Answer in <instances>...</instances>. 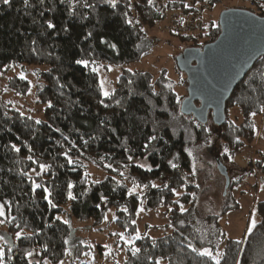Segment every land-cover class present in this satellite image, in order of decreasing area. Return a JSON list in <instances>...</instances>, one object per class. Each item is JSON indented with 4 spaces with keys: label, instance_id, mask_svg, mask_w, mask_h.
Segmentation results:
<instances>
[{
    "label": "trees",
    "instance_id": "1",
    "mask_svg": "<svg viewBox=\"0 0 264 264\" xmlns=\"http://www.w3.org/2000/svg\"><path fill=\"white\" fill-rule=\"evenodd\" d=\"M204 1L153 0L149 5L148 0H131V3L120 0L113 9L103 0H90L95 8H78L74 16L68 15L67 6L59 0H46L44 6L32 0L35 6L29 9L22 6L21 0H12L10 6L0 4V73L18 65L41 69L35 93L41 106L38 118L12 107L0 94V203L11 202L5 205V216L0 217L3 220L0 232L5 230L9 236L5 243L0 240L5 264H27L25 249L39 253L33 257L35 260L47 258L51 264H57L58 259H66L67 264L69 258L63 256L65 248L79 257L77 264L86 262L82 253L89 248L81 243L83 240H76L71 221L91 220L100 225L109 211L115 215L119 228L136 236V224L132 221L137 220L141 204L136 195H127L126 177L134 178L141 187L150 181L160 185L159 188H143L139 196L144 200V210H160L167 215L164 226L169 232L157 236L143 232L134 245L117 247L124 256L122 261L115 257V262L110 261L112 264L117 261L119 264H157V261L159 264H215L217 253H223L220 264H236L237 260L239 264H264V201L253 205L252 214L257 215V221L251 232L245 228L241 238H227L222 227L226 214L239 206L233 190L247 176L245 170L236 167V155L248 150L249 167H252L260 127L259 142L264 145V112L260 111L264 108V56L254 63L229 97L226 120L221 124L215 122L211 112L206 121L184 113L182 101L188 91L185 88L184 93L179 94L165 71L155 76L149 71L124 70L111 82L113 87L109 92L114 94L107 98L101 91L99 72L92 71V67L99 68L102 64L139 61L147 49L146 30L164 21L168 12L177 13V19L170 18L166 29L181 43L177 56L187 49L202 48L214 42L221 33L219 22L210 23L198 32L179 30L199 12L196 7L201 3L203 7ZM218 1L209 0V6ZM45 8L49 10L44 11ZM41 11H44L43 16ZM48 20L56 25L55 29H47L45 21ZM128 20L132 23H127ZM112 44L115 49L110 47ZM77 59H88L90 64L88 67L77 65ZM178 62L177 70L181 74ZM8 85L18 95H26L32 88L27 78L21 80L18 76L12 77ZM49 101L52 108L46 106ZM231 112L235 113L234 117ZM252 112L256 115H251ZM36 120L44 123L37 125ZM54 128L60 131H53ZM153 134L161 139L153 142L146 152L143 145ZM84 140L88 141L87 145ZM69 141L76 147L72 148ZM12 144L20 147L19 153L11 149ZM28 147L32 148V153ZM65 149H71L69 156L77 162L75 165L67 164L61 154ZM185 149L190 152L202 149L206 153L202 157L207 168H199ZM30 154L39 162L50 164V170L37 176L39 167L27 159ZM255 154L258 156L256 167L264 173V150L257 147ZM129 155L134 162L128 161ZM175 156L179 157L175 161L179 164L176 170L168 164ZM138 163L150 165L153 170L145 171L136 166ZM219 163L227 170L229 182L218 169ZM108 164L112 167H105ZM193 164L195 174H192ZM214 164L225 181L223 201L219 205L212 203V210L199 217V202L212 189ZM88 165L104 171L103 178L88 175L85 179ZM121 171L125 176L120 175ZM22 172L49 187L50 199L58 206H48L42 188L33 193L31 181ZM184 174L186 179H181ZM69 182L74 185L71 189L74 200L67 196ZM164 184L169 187H163ZM173 188L179 196L172 194L170 189ZM101 194L107 197V202L101 201ZM177 200L184 204L185 213L181 214ZM122 207H127L128 212H123ZM56 216L61 220H56ZM11 217L16 219L9 222ZM65 219L68 224L62 222ZM21 229L28 238L16 240L15 233ZM64 240L69 243L65 245ZM9 243L16 245L11 252ZM189 243L197 249L208 248L213 258L198 256ZM44 245L48 247L47 252L43 251ZM132 246L140 249L136 256L131 253ZM99 249V254L103 255ZM9 256L12 259H8Z\"/></svg>",
    "mask_w": 264,
    "mask_h": 264
},
{
    "label": "rangeland",
    "instance_id": "2",
    "mask_svg": "<svg viewBox=\"0 0 264 264\" xmlns=\"http://www.w3.org/2000/svg\"><path fill=\"white\" fill-rule=\"evenodd\" d=\"M248 3L249 0H219L211 7L209 6V0H205L203 2V6L206 5L204 9H201L202 3L198 4L196 7L199 12H202V17L199 22H202V27H207L213 22L217 24L220 14L225 9L241 8L247 10L249 7ZM170 18L176 20L177 13L168 12L164 21L157 23L154 28H148L146 30L145 45L147 49L139 61L123 65L102 64L99 66L100 80L106 81L104 85L106 90L111 91L113 87L111 82H115L122 71L143 70L149 71L155 76L165 71L167 77L173 80L176 91L179 94L184 93V90H186L188 86V83L186 85V75L183 73L180 74L177 70V62L180 58L177 55L180 52L179 48L181 43L177 38L166 32V29L170 26ZM181 27L182 26H180V28ZM196 32H198V30ZM40 70L41 69L35 66L18 65L0 75L1 96L10 103L12 107L36 118L39 117L41 111V106H39L35 96L37 84L39 82L38 73ZM21 74L32 84L31 90L26 95L16 94L8 85L12 77H20ZM234 115L235 113L231 112V116L234 117ZM261 128L262 127H260L258 131V138L255 141L256 147H254L252 155V167H249L251 157L248 150L241 152V154L239 153L235 158L236 167L245 170L247 176H245L242 183L233 190L236 202L239 203L238 208L226 214L222 219V227L227 238H241L240 235L245 231V228L249 229L251 227L252 219L254 218L255 221H257V215L252 214L253 205L256 201H264V173L261 172L255 164V160L258 158L255 154L256 148L258 147V149L264 150L263 143L259 142ZM191 153L199 168H207L204 163L205 159L202 157V155L205 156L206 153L202 149H196ZM213 168H215L216 172H214L215 175L211 183L212 189L209 191V194L202 196L199 202L197 212L199 217H203L205 211L209 212L212 210V203L219 205L220 201H223L225 181L223 176L220 175V171L219 173L217 172V165L214 164ZM250 169L253 170V173H248ZM87 172L89 175L98 178H103L105 174L104 171L99 170L93 165H88ZM131 181L132 180L129 178L125 179L128 188L133 187ZM136 193L142 195L139 189H136ZM217 201L218 203H216ZM106 217L107 219L100 225L94 224L91 220L73 219L71 221L76 240H83L85 245L91 244L93 246L89 248L88 253H90L91 257L95 258L94 264H112L110 261L112 260L115 262L116 259L122 261L124 255L119 253L122 250L117 247H122V245L130 247L131 245H126L124 241L120 239L119 235H113V233H123L124 236L129 239L135 237L117 226L114 220L115 215H113L111 211L108 212ZM64 218L68 219L66 216H64ZM167 220V215L160 212V210H139L137 220L135 221L136 229L139 234L144 232L154 236L162 235L169 232V229L164 226ZM1 233L3 234V242L5 243L9 238L8 233L5 230H1L0 235ZM105 244L109 245L111 248V254L109 255H105L108 252V249L104 247ZM99 248L103 251V255L99 254ZM115 257L117 258L115 259ZM84 258L86 261L90 259L89 256H85Z\"/></svg>",
    "mask_w": 264,
    "mask_h": 264
},
{
    "label": "water",
    "instance_id": "3",
    "mask_svg": "<svg viewBox=\"0 0 264 264\" xmlns=\"http://www.w3.org/2000/svg\"><path fill=\"white\" fill-rule=\"evenodd\" d=\"M219 23L221 33L214 42L185 50L178 64L188 81V96L181 110L200 121H206L211 112L215 122L221 124L226 120L229 97L264 56V16L248 9H225ZM218 169L229 182L221 163Z\"/></svg>",
    "mask_w": 264,
    "mask_h": 264
},
{
    "label": "snow or ice",
    "instance_id": "4",
    "mask_svg": "<svg viewBox=\"0 0 264 264\" xmlns=\"http://www.w3.org/2000/svg\"><path fill=\"white\" fill-rule=\"evenodd\" d=\"M21 2H22V6L25 9H29V8H32V7L35 6L32 3V0H21ZM36 2L39 5L44 6L45 3H46V0H36ZM103 2L105 4H107L108 6H110L111 8L115 9L117 7L118 3L120 2V0H103ZM11 3H12V0H0V4H3V5H9L10 6ZM59 3L62 4V5H66L67 6V10H68V15L69 16L76 15L78 8H86V9H94L95 8V4L91 3L90 0H59ZM129 3H131V0H129ZM152 3H153V0H148V4L149 5H151ZM184 6L185 7H189V5H187V4H185ZM48 10L49 9H47V8L44 9V11H48ZM44 11L40 12L41 16L44 15ZM125 15H127V14L125 13ZM84 18H86V17H84ZM45 23H46L47 29H55L56 28V25L51 20L45 21ZM127 23L131 24L132 21L128 20ZM64 30L67 31V28H65ZM89 35H91V33H89ZM32 43L35 44L36 41L33 40ZM110 47L115 49L116 46L114 44H112V45H110ZM33 51H35L34 48H33ZM75 63L77 65H82L84 67H88L89 64H90V61L88 59H77L75 61ZM91 63L94 65L95 61H91ZM109 70H111V69H109ZM92 71L95 72V73H98L99 72V68L94 66V67H92ZM0 75H2V73H0ZM20 79L23 80V79H26V77L23 74H21L20 75ZM105 84H106V81L102 80L100 82L101 91H102L103 95L107 98L111 94H114V93H110L108 90H106L105 87H104ZM61 87H63V85H61ZM168 87H171V85H168ZM101 103H103V101H101ZM46 106L48 108H52L53 104L51 103V101H49ZM104 106L108 107L107 104H105ZM260 111L264 112V108H261ZM251 115L255 116L256 112H252ZM21 116H23V113H21ZM28 119H31V117H28ZM35 123L37 125H39V124L44 123V122L41 121V120H36ZM49 127H51V125H49ZM53 131L59 132L60 129L54 128ZM153 132L155 133V127L153 128ZM64 139L68 140V137L65 136ZM81 139H83V137H81ZM159 139H161V137H159L157 134L151 135L148 138V142L143 145L144 150L146 152H148L149 149L153 146V142L158 141ZM69 143H71L72 148L76 147L74 142L69 141ZM87 143H88V141L84 140V144L87 145ZM165 143H167V141H165ZM25 146H27V145H25ZM60 146L63 148V145H60ZM10 147L16 153H19L20 150H21L20 147H18L16 144H12ZM153 150H155V149L153 148ZM28 151H29V153H32V148L28 147ZM70 151H71V149H65L61 154L65 157L66 162H67L68 165H75L77 162L75 160H73V158L71 156H69V152ZM185 151H188V150L185 149ZM188 155L191 156L192 153L190 151H188ZM27 159L29 161H31L33 164H37L38 165L39 172H36L35 168L32 169L33 172H36L37 176H42L44 173L48 172L50 170V168L52 167L50 164L39 162L31 154L27 156ZM127 159H128L129 162H134V159H133L132 155H129L127 157ZM145 159H147V157H145ZM178 159H179V157L175 156V157H173V159L168 161V164L174 170L179 168V164L177 162H175V161H178ZM136 166L139 167V168H142V169H144L145 171H148V172H151L153 170L150 165L143 164V163H138ZM61 167H63V165H61ZM105 167L111 168L112 166H111V164H108V165H105ZM124 167L126 168L127 165H124ZM192 169H193L192 174H195V165L194 164L192 165ZM113 171H116V169H113ZM21 174L27 176V179L29 181H31L32 192L33 193H35V191L37 189H40V188L43 189V192L45 193L44 199L47 201V204H48V206L50 208H56L58 206L56 203L53 202L52 199H50V197L52 196V192L50 191L49 187L44 186L43 183H37L36 180H34L32 178V176L30 174H28L27 172H22ZM84 175H85V179H87L89 174L86 172ZM120 175L121 176H125V172L121 171ZM181 179H186V174L182 175ZM131 182L133 184V187L129 188L127 190V195L129 197L136 195L137 198L140 200V204H141L140 211H143L142 205L144 203V200L140 199L139 194L136 193V189L140 188L141 192H143V188H148L149 186L151 188H159L160 185H158L155 182H151L150 181L149 184H145V185H143L141 187V185L134 178L132 179ZM95 183H99V181H95ZM116 183H117L118 186H121L119 181H117ZM67 187L69 189L68 194H67L68 199H70V200L76 199V197L73 196V194L71 192V189L74 187L73 183L69 182ZM163 187L168 188L169 185L168 184H164ZM170 190H171L173 195L179 196V193L176 191V189L173 188V189H170ZM191 195H192V199L195 200L196 199L195 194L193 193ZM100 199H101V201L107 202V197L104 196L103 194H101ZM10 203H11L10 201H4L3 203H0V217H4L5 216V205H10ZM175 203L179 204V208H180L181 214H183V213H185L187 211V209L185 208L184 204L180 203L179 200L175 201ZM121 210L123 212H125V213L128 212V208L127 207H122ZM169 210H171V209H169ZM15 219H16L15 217H11L9 219V222L14 221ZM55 219L56 220H61V217L60 216H56ZM105 219H107V217H105ZM62 222L64 224H68L69 223V221L66 220V219L62 220ZM0 223H3V220H0ZM132 223H135V221H132ZM180 223H181V225H183V221H181ZM16 227L19 229L20 225L17 224ZM255 227H256V221L253 218L252 221H251V227L249 228V232H251V230L253 228H255ZM36 234L38 235L39 233H36ZM113 235H119L120 239L123 240L126 245H134V241L135 240H139L141 238L138 231H137L136 236L131 238V239L126 238L123 233H119V234L113 233ZM15 236H16V240H21L22 238L23 239H27L28 238V237L24 236L23 229L17 231L15 233ZM3 239H4V237L0 236V240H3ZM63 243L65 245H67L69 243V241L68 240H64ZM81 243H85V242H81ZM236 243H239V241H237ZM86 246L88 248H92L93 247L91 244H87ZM189 246L191 247V250L194 253H196L198 256L213 258L212 257V252L208 248H204L202 250L201 249H197L196 247L192 246L191 243H189ZM15 247H16V245L14 243H9L8 251L11 252L12 249L15 248ZM104 247L106 249H108V252L105 255L111 254L110 246L105 244ZM130 250H131V253H132L133 256H136L139 253V251H140V249L138 247H135V246H132ZM43 251L44 252L48 251L47 245L43 246ZM82 254L84 256H89L90 259L88 261H86V262L82 261L81 264H94L95 258L91 257L90 253L85 252V253H82ZM35 255H39V253H35L34 250H28V249L24 250V258L27 261V264H51V262L47 258H45L43 261H39V260L33 259V257ZM63 256L65 258H69V259H67V264H77V260L79 259V257L76 256L73 253V251L71 249H69V248H65L63 250ZM221 256H223V253H217L216 257L214 258L215 264H220ZM8 259H12V257L9 256ZM0 264H5V252L3 250H0ZM57 264H66V259H58ZM117 264H119L118 261H117ZM157 264H159V261H157ZM236 264H239V260L236 261Z\"/></svg>",
    "mask_w": 264,
    "mask_h": 264
},
{
    "label": "built area",
    "instance_id": "5",
    "mask_svg": "<svg viewBox=\"0 0 264 264\" xmlns=\"http://www.w3.org/2000/svg\"><path fill=\"white\" fill-rule=\"evenodd\" d=\"M248 9L255 13L256 15L264 16V0H249ZM203 6L201 9H204ZM202 12H198L197 14H193L191 16L190 22L182 26L179 30L186 31L190 33V31L196 32L197 30L202 29V22H199V17L201 16Z\"/></svg>",
    "mask_w": 264,
    "mask_h": 264
},
{
    "label": "bare ground",
    "instance_id": "6",
    "mask_svg": "<svg viewBox=\"0 0 264 264\" xmlns=\"http://www.w3.org/2000/svg\"><path fill=\"white\" fill-rule=\"evenodd\" d=\"M249 10V9H248Z\"/></svg>",
    "mask_w": 264,
    "mask_h": 264
}]
</instances>
